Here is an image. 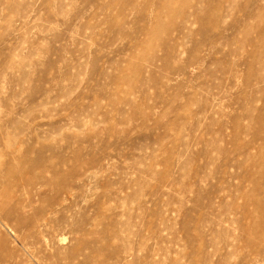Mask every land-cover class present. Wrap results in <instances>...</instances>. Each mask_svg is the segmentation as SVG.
Here are the masks:
<instances>
[{"label": "rangeland", "instance_id": "1", "mask_svg": "<svg viewBox=\"0 0 264 264\" xmlns=\"http://www.w3.org/2000/svg\"><path fill=\"white\" fill-rule=\"evenodd\" d=\"M0 264H264V0H0Z\"/></svg>", "mask_w": 264, "mask_h": 264}]
</instances>
